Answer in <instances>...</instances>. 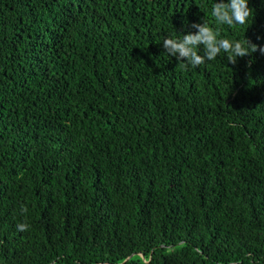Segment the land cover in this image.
Instances as JSON below:
<instances>
[{
	"label": "trees",
	"instance_id": "trees-1",
	"mask_svg": "<svg viewBox=\"0 0 264 264\" xmlns=\"http://www.w3.org/2000/svg\"><path fill=\"white\" fill-rule=\"evenodd\" d=\"M234 7L0 0V264H264V0ZM203 22L257 50L185 69L162 42Z\"/></svg>",
	"mask_w": 264,
	"mask_h": 264
},
{
	"label": "clouds",
	"instance_id": "clouds-1",
	"mask_svg": "<svg viewBox=\"0 0 264 264\" xmlns=\"http://www.w3.org/2000/svg\"><path fill=\"white\" fill-rule=\"evenodd\" d=\"M235 7L232 9L231 15L217 16L216 18L222 23L243 24L250 14V10L247 7V0H233ZM215 14V12H214ZM193 27L198 31L195 33L182 34L177 38L165 37L162 44L165 52L177 60L181 61L183 58V66L185 69L189 65L192 67H198L206 60L215 59L221 51L229 53L228 61L230 63L236 62V57H243L250 55V53L257 50V45H249V41L245 39L244 42L230 41L227 38H217L214 30L211 29L207 23L194 24ZM200 45L204 46V54H199ZM260 52L264 54V46L260 47ZM22 212H26V208L21 209ZM28 225L21 223L17 225L18 231L27 230Z\"/></svg>",
	"mask_w": 264,
	"mask_h": 264
}]
</instances>
